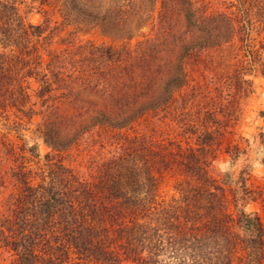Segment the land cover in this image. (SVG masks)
<instances>
[{"label": "trees", "instance_id": "obj_1", "mask_svg": "<svg viewBox=\"0 0 264 264\" xmlns=\"http://www.w3.org/2000/svg\"><path fill=\"white\" fill-rule=\"evenodd\" d=\"M234 1L235 21L197 14L193 0H159L154 37L133 48L84 42L56 51L50 47L69 15L60 9L61 21L53 20L42 10L46 0H29L42 14L34 24L18 9L27 0H0V112L13 110L34 126L33 142L18 148L0 139V263L6 254L5 264H264V224L247 209L256 199L249 175L264 166V126L236 176L245 154L238 146L223 150L221 181L212 167L218 136L241 120L254 92L253 70L264 81V56L251 48L254 34L264 39V0ZM97 15L83 17L106 19ZM116 15L108 23L117 29L132 23L129 13ZM178 15L185 29L175 36ZM204 54L215 66L201 91V117L181 116L175 128L191 145L151 148L147 131L127 132L146 113L173 110L167 106L185 66ZM258 117L264 122V108ZM39 142L50 151L40 155ZM78 142L105 150L89 157L92 174L58 155ZM26 156L42 159L38 172L25 166ZM167 175L177 180L165 198Z\"/></svg>", "mask_w": 264, "mask_h": 264}, {"label": "rangeland", "instance_id": "obj_2", "mask_svg": "<svg viewBox=\"0 0 264 264\" xmlns=\"http://www.w3.org/2000/svg\"><path fill=\"white\" fill-rule=\"evenodd\" d=\"M65 1L46 0L45 5H42V10L47 11V14L53 20L61 21L60 9L69 15L68 25L61 30L50 47L53 50L58 51L67 45L84 42L96 45L103 44L113 47L126 46L133 48L138 41L154 37L155 33L151 25L157 19L159 0H140L141 4H138L137 0H76L71 5L67 4L64 7L63 2ZM229 2L235 4L234 0H193V7L197 14L224 13L233 21L238 20L240 15L235 7L229 6ZM33 6L34 9H31L29 0H27L24 4H18V9L26 21L36 24L41 21L42 14L36 12V5ZM63 11L62 13H64ZM91 11L97 12L98 18H102L105 15L106 19L97 21L83 17L84 13ZM119 11H125L126 14L129 13V19L132 20L130 26L117 29L112 22V25L108 23L110 20L117 19L115 16H117V12L119 15ZM173 20L175 25L173 24L170 29L172 34L176 36L184 31L185 22L183 15H178ZM129 34H131V38L127 39ZM253 36L255 37V40L251 43V48L254 51L253 55L256 53L264 56V39H261V35L254 34ZM193 58L185 66V79L182 87L173 92L169 106H167L170 110L173 109L170 112L175 113L169 115L170 112L168 114L162 112L155 116L153 113H146L139 118L137 124H133L132 127L130 126L131 128L126 129L129 133H133L134 129L137 131H147V134L151 135V148H169L175 150L176 148H187L192 143L191 140L186 138V135L175 129L176 124L181 116L182 118L185 117L186 121L198 122V118L201 117L203 103L201 91L207 90L205 87L206 74L209 69L215 66L210 63L209 54L207 56L204 54L203 60L202 55L195 60ZM251 78L254 92L245 101L244 113L241 120L237 122L227 120V128L218 136L213 146L216 153V158L212 164L213 173L219 181H221L223 165L227 159L223 154L225 147L238 146L245 151V154L239 158L233 167V172L236 176L243 165L251 159L253 149L252 138L257 135L258 128L264 126V122L258 117V112L264 108V81L256 69L253 70ZM80 97L85 99L92 98L98 101L84 92L80 93ZM16 128L20 129L18 133L15 132ZM33 128V124L27 123L25 119L19 117L13 110L5 109L0 112V139L5 138L9 140L15 148H18L23 140H30V143L33 142L31 141ZM244 139L249 140V146H247ZM66 148V152L63 151L58 154L60 157H63V162L76 168L78 166L83 167L86 169L85 172L88 175L92 174V170L88 167L89 157L100 153L104 154L105 152L104 149L102 150L98 147L97 143L92 144L90 149H87L89 147L84 143L80 144L79 142ZM38 149L40 155H44L50 151L47 146L40 142L38 143ZM25 158L23 160L25 166L33 172H38V168L42 165V159L37 163L36 160H32L30 157L26 156ZM176 180L175 175H167L165 177L160 188L162 196L168 198L169 195L173 194L172 186ZM247 185L256 196L255 202H250L247 205V209L256 211L264 224V166L257 165L253 169L249 175ZM226 197L228 201L231 200V193L228 189H226ZM230 211H232L231 206ZM4 256H6V259L0 264L11 261L10 257L6 254Z\"/></svg>", "mask_w": 264, "mask_h": 264}]
</instances>
